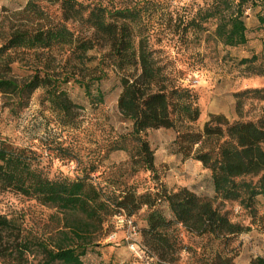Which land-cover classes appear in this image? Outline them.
<instances>
[{
    "label": "trees",
    "instance_id": "obj_1",
    "mask_svg": "<svg viewBox=\"0 0 264 264\" xmlns=\"http://www.w3.org/2000/svg\"><path fill=\"white\" fill-rule=\"evenodd\" d=\"M22 8L0 9V94L2 104L13 114L29 104L32 94L43 91L42 101L63 125L72 122L79 106L70 98L65 85L73 83L84 90L92 104H101L104 95L97 87L105 76L103 58L120 74L121 91L117 108L131 123V131L113 143L112 151H125L131 161L149 173H155L154 152L147 140L149 130L176 132L174 154L184 162L193 160L209 172L212 194L200 196L182 186L177 190L160 184L153 192L134 189L108 190L95 183L89 174L73 180L49 179L34 166V156L26 148L2 142L0 145V192H13L34 199L57 212V228L49 234L32 235L13 218L0 213V264H31L30 257H40L36 264H85L83 257L100 238L108 217L131 219L146 210L141 228L142 245L150 257L162 263H174L181 251H192L181 244L177 227L197 237L218 241L221 249L209 254L192 252L196 264H234L227 249L232 237L248 228L233 223L216 202L235 203L252 210L259 196H264V116L257 120L228 121L222 115H210L201 131L192 124L200 116L196 94L184 87L155 58L148 35L139 26V14L131 9L108 12L95 5L75 0H25ZM254 0H213L203 14L186 22L199 32L202 23L215 22L214 38L225 47H239L247 42L244 5ZM252 5H255L252 3ZM56 6L58 14L47 11ZM259 29L264 31V9L257 13ZM69 24H76L75 31ZM264 49V38L261 40ZM102 50L100 63L91 65L88 52ZM65 56L64 65L56 67L55 54ZM264 75V55L256 53L239 60L254 65ZM22 76L14 74V66ZM101 65V66H100ZM103 65V66H102ZM133 69L135 72H128ZM251 95L264 100V89L244 90L240 98ZM133 145L129 148L125 141ZM65 152V150H62ZM166 204L169 217L160 208ZM250 264H264L254 257Z\"/></svg>",
    "mask_w": 264,
    "mask_h": 264
},
{
    "label": "rangeland",
    "instance_id": "obj_2",
    "mask_svg": "<svg viewBox=\"0 0 264 264\" xmlns=\"http://www.w3.org/2000/svg\"><path fill=\"white\" fill-rule=\"evenodd\" d=\"M86 6H101L108 12L131 9L139 15L137 27L148 35V44L155 50V58L167 67V72L179 84L190 88L197 97L200 108L198 120L192 124L195 131H201L210 115H222L228 121L257 120L264 116V100L251 95L240 98L237 109L236 94L244 90L264 89V75H258L259 61L254 65L240 64L239 60L256 53L264 55L261 40L264 31L259 29L257 13L264 9V0L249 1L244 5V22L247 42L245 45L225 47L214 38L215 22L202 23V29H189L182 35V27L192 18L203 14L213 0H75ZM25 0H0L1 7L10 10L22 8ZM254 3L255 5H252ZM47 11L58 14L56 6ZM72 30H79L76 24H69ZM102 50L95 48L88 52L95 59L91 65L100 63ZM56 56V67L64 65L65 56ZM105 78L92 86L93 94L98 87L104 95L101 104H92L78 85H65L70 98L79 107L71 123L63 125L60 118L42 101L43 91H35L26 108L13 114L2 104L0 94V145L2 142L18 148H26L34 156V166L49 179L73 180L89 174L95 183L108 190L134 189L137 193L153 192L160 184L177 190L187 185L200 196L209 195V181L205 171L193 160L181 164L175 155L173 143L176 132L168 129L149 130L147 140L155 157V173H149L131 161L125 151H112L119 136L131 131V123L118 111L117 98L121 91L120 74L109 66L106 58ZM101 66V65H100ZM103 66V65H102ZM14 66V74L22 76L25 70ZM128 72H135L133 69ZM125 144L130 148L133 143ZM65 150V152H62ZM229 220L238 223L246 232L232 237L227 249L234 255V264H250L254 257L264 258V196L256 198L252 210L241 209L235 203L216 202ZM164 215L169 217L166 204L160 205ZM0 213L19 222L32 235L49 234L57 228L55 209L44 206L34 199L0 192ZM146 210L138 211L131 219L136 234L116 216L108 217L104 223L106 236L97 241L83 257L85 264H168L153 259L141 261L128 249V238H135L142 245L140 230L145 225ZM181 244L192 251H181L179 259L171 264H196L192 256L209 254L221 249L218 241L208 236L197 237L177 227ZM143 246V245H142ZM144 247V246H143ZM40 257H30L36 264Z\"/></svg>",
    "mask_w": 264,
    "mask_h": 264
},
{
    "label": "built area",
    "instance_id": "obj_3",
    "mask_svg": "<svg viewBox=\"0 0 264 264\" xmlns=\"http://www.w3.org/2000/svg\"><path fill=\"white\" fill-rule=\"evenodd\" d=\"M117 220L121 223H125L131 230V236L136 234L135 227L132 225L130 220H125L122 217H117ZM128 249L131 251L133 256L141 261L149 260L152 261L154 258L150 257L146 248H144L135 238H128Z\"/></svg>",
    "mask_w": 264,
    "mask_h": 264
},
{
    "label": "crops",
    "instance_id": "obj_4",
    "mask_svg": "<svg viewBox=\"0 0 264 264\" xmlns=\"http://www.w3.org/2000/svg\"><path fill=\"white\" fill-rule=\"evenodd\" d=\"M187 161H184V162H182L181 160H180V163L181 164H183V163H186ZM198 164V163H197ZM198 165H200V164H198ZM205 171V173H206V175H207V178H208V181H209V172L208 171H206V170H204ZM182 186H185V187H187V188H189L187 185H182ZM210 192H209V195H211L212 194V187H211V185H210V183H209V189H208Z\"/></svg>",
    "mask_w": 264,
    "mask_h": 264
}]
</instances>
